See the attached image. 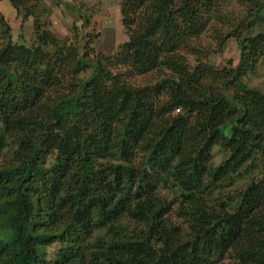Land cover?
Returning a JSON list of instances; mask_svg holds the SVG:
<instances>
[{
    "label": "trees",
    "instance_id": "16d2710c",
    "mask_svg": "<svg viewBox=\"0 0 264 264\" xmlns=\"http://www.w3.org/2000/svg\"><path fill=\"white\" fill-rule=\"evenodd\" d=\"M8 1L32 29L0 14V264H264V0H118L111 53L80 5L60 39Z\"/></svg>",
    "mask_w": 264,
    "mask_h": 264
},
{
    "label": "rangeland",
    "instance_id": "374dc122",
    "mask_svg": "<svg viewBox=\"0 0 264 264\" xmlns=\"http://www.w3.org/2000/svg\"><path fill=\"white\" fill-rule=\"evenodd\" d=\"M34 10L40 14L41 21H44L46 28L50 29L54 35L60 39L70 36L71 27L75 24L79 26L81 19L78 13H75V7L69 5H80L87 16V24L80 32H88L90 29L96 35L95 43H91L96 51L111 53L116 46L125 40L122 27L119 22L118 0H38ZM0 14L10 27L11 37L16 40L18 35L28 40L31 36L32 18L27 17L22 21V12L16 13L8 0H0ZM20 27V28H19ZM201 45L207 51L205 62L220 66L231 58L234 61L237 58V47L233 39H227L222 45H214L208 37H202ZM146 77V76H145ZM135 77L132 82L142 83L152 76ZM244 80L250 86L260 88L264 91V61L260 62L257 70L253 74L244 76ZM223 153L214 147L211 150V162L217 164L222 158ZM0 162H3L0 157ZM160 194L166 197V200H172L175 196L173 190L161 189ZM8 212L12 211L10 207H4ZM57 248L55 244L46 246V259L51 256Z\"/></svg>",
    "mask_w": 264,
    "mask_h": 264
}]
</instances>
